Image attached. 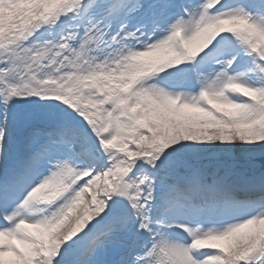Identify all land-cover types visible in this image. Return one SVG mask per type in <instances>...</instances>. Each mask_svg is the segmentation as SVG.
I'll return each mask as SVG.
<instances>
[{
    "label": "snow or ice",
    "instance_id": "1",
    "mask_svg": "<svg viewBox=\"0 0 264 264\" xmlns=\"http://www.w3.org/2000/svg\"><path fill=\"white\" fill-rule=\"evenodd\" d=\"M0 264H264V0H0Z\"/></svg>",
    "mask_w": 264,
    "mask_h": 264
}]
</instances>
